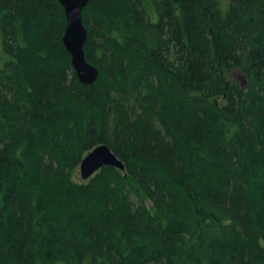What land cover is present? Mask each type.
<instances>
[{
    "label": "trees",
    "instance_id": "obj_1",
    "mask_svg": "<svg viewBox=\"0 0 264 264\" xmlns=\"http://www.w3.org/2000/svg\"><path fill=\"white\" fill-rule=\"evenodd\" d=\"M83 17L91 84L59 0H0V264H264V0Z\"/></svg>",
    "mask_w": 264,
    "mask_h": 264
},
{
    "label": "water",
    "instance_id": "obj_2",
    "mask_svg": "<svg viewBox=\"0 0 264 264\" xmlns=\"http://www.w3.org/2000/svg\"><path fill=\"white\" fill-rule=\"evenodd\" d=\"M59 1L65 9L67 17L63 41L71 53V61L80 81L84 84H91L98 78L99 69L87 60L84 48L88 38V30L84 23L83 9L90 0ZM103 166L125 169L123 161L106 143L95 146L84 156L80 165L81 177L87 180Z\"/></svg>",
    "mask_w": 264,
    "mask_h": 264
},
{
    "label": "rangeland",
    "instance_id": "obj_3",
    "mask_svg": "<svg viewBox=\"0 0 264 264\" xmlns=\"http://www.w3.org/2000/svg\"><path fill=\"white\" fill-rule=\"evenodd\" d=\"M235 77L238 81H240V83L243 85V86H246L247 85V79H246V76L240 72L239 70H235L234 73H233V76L232 78ZM74 179L77 180V181H83L82 177H81V172H80V167L75 171L74 173ZM147 202V205L150 207L152 205L151 201L150 200H146Z\"/></svg>",
    "mask_w": 264,
    "mask_h": 264
},
{
    "label": "bare ground",
    "instance_id": "obj_4",
    "mask_svg": "<svg viewBox=\"0 0 264 264\" xmlns=\"http://www.w3.org/2000/svg\"><path fill=\"white\" fill-rule=\"evenodd\" d=\"M84 18V17H83ZM87 27V26H86ZM87 30H88V28H87ZM88 34H89V31H88ZM63 37H64V35H63ZM87 41V40H86ZM86 44V43H85ZM84 48H85V46H84ZM84 158V157H83ZM83 160V159H82ZM82 162V161H81ZM81 165V164H80Z\"/></svg>",
    "mask_w": 264,
    "mask_h": 264
}]
</instances>
